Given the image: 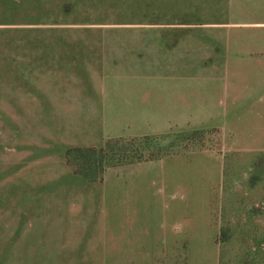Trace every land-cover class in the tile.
<instances>
[{"label": "crops", "instance_id": "obj_1", "mask_svg": "<svg viewBox=\"0 0 264 264\" xmlns=\"http://www.w3.org/2000/svg\"><path fill=\"white\" fill-rule=\"evenodd\" d=\"M223 7L231 20L12 38L11 264H191L212 245L215 205L233 203L245 158L264 159V0ZM196 129L233 159L185 153L93 180L66 163L71 149Z\"/></svg>", "mask_w": 264, "mask_h": 264}, {"label": "rangeland", "instance_id": "obj_2", "mask_svg": "<svg viewBox=\"0 0 264 264\" xmlns=\"http://www.w3.org/2000/svg\"><path fill=\"white\" fill-rule=\"evenodd\" d=\"M189 1L192 2L187 5L185 0H0V203H4L0 205V264H11L9 161L14 109L9 99V65L12 38L43 36L52 26L79 23L105 26L159 19L197 25L231 20L230 14L223 12L226 0H210L208 6L203 5V0ZM214 132L212 129L172 131L150 136L152 140L141 145L148 150H158L163 153V158L196 153L230 161L233 158L227 157V150L215 139ZM122 143L114 152L121 148L132 152L136 149V146H122ZM110 157L105 159L104 170L127 168L124 170L128 173L130 165L118 166L116 157L111 161ZM237 175L239 180L237 178L235 183H230V188H226L231 196L228 202L233 203L222 206V211L220 205H215L212 223H209L214 230L212 245L204 253H196L191 264H264V159L245 158L244 167ZM215 188L214 194H218L221 188L218 183ZM199 212L197 205L196 232L202 229ZM185 262L186 258L180 264Z\"/></svg>", "mask_w": 264, "mask_h": 264}, {"label": "trees", "instance_id": "obj_3", "mask_svg": "<svg viewBox=\"0 0 264 264\" xmlns=\"http://www.w3.org/2000/svg\"><path fill=\"white\" fill-rule=\"evenodd\" d=\"M152 139L149 137L134 139H116L108 140L104 146L98 150L95 149H71L66 152V163L72 168L76 174H81L88 180H93L94 175L103 171V164L108 155H111L110 161L116 157L115 164L134 165L140 163H148L161 159L163 153L158 150H148L144 146ZM123 142V143H122ZM120 143L122 146H136L134 152L127 151L124 148L120 150L115 148ZM125 143V144H124ZM143 144L144 146L142 147Z\"/></svg>", "mask_w": 264, "mask_h": 264}]
</instances>
